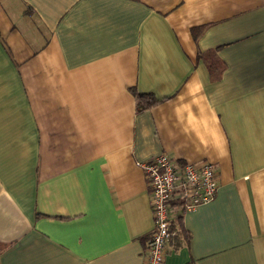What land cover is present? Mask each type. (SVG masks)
Returning a JSON list of instances; mask_svg holds the SVG:
<instances>
[{
  "label": "crops",
  "instance_id": "1",
  "mask_svg": "<svg viewBox=\"0 0 264 264\" xmlns=\"http://www.w3.org/2000/svg\"><path fill=\"white\" fill-rule=\"evenodd\" d=\"M162 153L219 180L164 264H264V0H0V264H146Z\"/></svg>",
  "mask_w": 264,
  "mask_h": 264
},
{
  "label": "built area",
  "instance_id": "2",
  "mask_svg": "<svg viewBox=\"0 0 264 264\" xmlns=\"http://www.w3.org/2000/svg\"><path fill=\"white\" fill-rule=\"evenodd\" d=\"M139 165L149 186L154 217V229L143 254L146 264H164L167 248L176 236L171 227L174 220L217 197V171L212 162L185 163L167 153Z\"/></svg>",
  "mask_w": 264,
  "mask_h": 264
},
{
  "label": "trees",
  "instance_id": "3",
  "mask_svg": "<svg viewBox=\"0 0 264 264\" xmlns=\"http://www.w3.org/2000/svg\"><path fill=\"white\" fill-rule=\"evenodd\" d=\"M133 94L136 99L135 101H136L137 113L149 110L159 102V100H157L155 95L151 93L144 94V93L138 92L137 90H133ZM171 227H172V230L176 231V235H177L176 240H177L178 245L180 246L187 245L190 241L189 238H191V233L183 227V216H179L177 219H175ZM149 239H150V236L147 237L146 241Z\"/></svg>",
  "mask_w": 264,
  "mask_h": 264
}]
</instances>
